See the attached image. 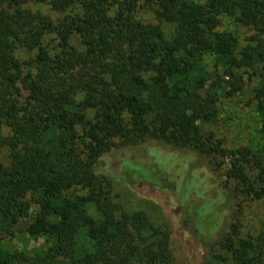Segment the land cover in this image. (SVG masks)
<instances>
[{
  "label": "trees",
  "instance_id": "obj_1",
  "mask_svg": "<svg viewBox=\"0 0 264 264\" xmlns=\"http://www.w3.org/2000/svg\"><path fill=\"white\" fill-rule=\"evenodd\" d=\"M223 18L248 30L242 42ZM244 85L259 139L225 148L204 127ZM146 143L157 159H220L229 205V193L264 200V0H0V264H174L161 215L124 210L96 171L110 150ZM198 181L180 187L182 219L210 242V264H264V223L219 234L222 194L191 200ZM30 216L25 233L45 244L16 253L4 238Z\"/></svg>",
  "mask_w": 264,
  "mask_h": 264
},
{
  "label": "rangeland",
  "instance_id": "obj_2",
  "mask_svg": "<svg viewBox=\"0 0 264 264\" xmlns=\"http://www.w3.org/2000/svg\"><path fill=\"white\" fill-rule=\"evenodd\" d=\"M145 17L149 21L154 19L150 13H146ZM218 28L236 33L241 42L243 37L249 34L247 29L226 18L222 19ZM165 29L168 31L170 27L166 26ZM206 64L211 69V58L206 60ZM235 74L241 75L242 73L236 71ZM219 76L222 79H227L221 72ZM243 79H246V76ZM254 84L255 81H252L251 85ZM249 89L250 85H244L242 91L237 92L234 96L220 98L217 103L216 121L204 127L205 132L213 133L225 148L234 149L254 145L259 139L257 134L260 125L259 116L248 93ZM154 146H156L155 143H146L138 147L112 149L102 157L96 171L98 174L109 176L113 183L114 199L124 210L127 212L142 211L152 219L156 215H161L154 222L164 224L163 226L169 232V247L174 264H210L211 260L215 261V258L211 256L210 242L206 244L202 241L195 234L193 225L184 223L182 219L183 209L180 205V198L183 188L180 187L184 186L192 177L196 178L197 175H199V181L195 189L199 195L192 193L191 200L198 203L203 201L205 199L203 191H206V188L207 192L217 197L218 201H220L219 193H216V188L222 194L220 196L224 201L220 205L223 214L221 215L219 234L230 222L236 220L240 223L243 233L260 231V226L264 223V200L241 201L242 198L238 196L236 199H231L229 193V205L225 201L224 194L228 192L230 184L225 182L222 175L226 165L224 164L220 169L215 167L216 163H220V159L211 162L208 158L200 157L188 150H177L174 156L168 154L167 157L170 158L167 160L164 157L157 159L152 155ZM8 154V149H0L1 163H8ZM195 168L198 169V174L191 175V171ZM175 184H177V189L174 187ZM200 188L203 189L202 196ZM186 189L189 190L190 186ZM203 205L202 214L211 213L212 201L205 202ZM31 217L17 226L15 236L4 238V241H7L16 253L32 255L45 244L43 239L34 240L25 233V227L31 222ZM208 223L199 222L197 226L199 228L213 227L211 226L213 224Z\"/></svg>",
  "mask_w": 264,
  "mask_h": 264
}]
</instances>
